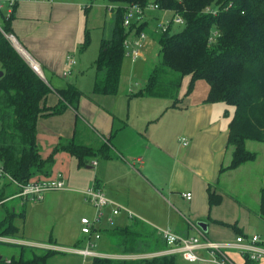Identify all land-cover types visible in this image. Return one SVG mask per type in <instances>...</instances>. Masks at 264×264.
<instances>
[{"label": "crops", "instance_id": "crops-1", "mask_svg": "<svg viewBox=\"0 0 264 264\" xmlns=\"http://www.w3.org/2000/svg\"><path fill=\"white\" fill-rule=\"evenodd\" d=\"M88 1L18 2L12 23L14 37L23 50L39 62L45 79L54 88L71 83L83 91L78 75L85 74L86 67L94 65L98 57L84 60L75 56L77 64L70 76L73 78L62 75L66 56L76 55L88 47ZM148 39L149 42L152 37ZM146 53L144 50V56L135 63L125 58L128 65L123 63L118 93L110 95L93 91L95 68L93 88L91 92L83 91L77 110L68 107L62 114L39 119L38 142L43 157L51 154L61 138L75 137L94 148L108 142L111 150L108 158L97 154L89 158L86 165H80L70 152L59 151L51 175H63L65 191L80 197L81 193L84 196V189L95 186L133 213L130 216L127 211H122L113 215L111 222L108 219L111 207H107L100 224L102 229L128 225L138 219L156 229L159 235L161 230H170L181 236H193L201 231L214 241H232L239 235L234 224L243 230V234H251L250 223L253 224L252 217L256 215L244 205L228 181L235 169L221 171L231 162L232 149L228 146V138L234 107L222 101H207L210 85L205 79H197L190 89V75L183 78L176 106H171L172 101L168 98L133 95L139 88L131 87L134 81L138 85L137 64L146 61ZM146 69L143 65L142 76ZM58 101L59 96L54 91L46 103L55 106ZM182 138L188 139L189 144L184 145ZM186 192L192 193L191 199L184 197ZM82 203L81 218L93 217L95 208ZM23 211L21 218L25 219L26 212ZM81 218H73L80 230L72 241L74 246H83L86 241L81 231ZM115 221L116 225L113 224ZM200 222L207 228L203 229ZM54 243L60 247L69 245ZM96 249L107 257L116 253L111 251L113 248L104 232L96 241ZM163 249L143 255L121 253L120 257L144 258ZM230 254L239 264H244V258L237 252ZM76 256L54 262L86 264L87 259H93ZM185 262L215 264L209 258ZM257 264H264V261Z\"/></svg>", "mask_w": 264, "mask_h": 264}, {"label": "trees", "instance_id": "trees-1", "mask_svg": "<svg viewBox=\"0 0 264 264\" xmlns=\"http://www.w3.org/2000/svg\"><path fill=\"white\" fill-rule=\"evenodd\" d=\"M0 8V62L4 74L0 77V160L18 180L26 182L35 176H50L59 151H68L80 165L99 154L93 146L75 137L61 138L51 154L43 157L38 142V122L46 116L62 114L68 107L78 109L83 91L75 84L54 88L41 77L12 44L13 20L19 0L8 12L9 1ZM113 12L111 36L102 38L95 62L96 78L93 91L99 94L118 93L123 63L126 58L124 41L132 32H147L161 45L160 60L146 72V80L138 83L136 96L170 99L179 103L183 78L191 76L190 89L197 79L209 85L207 101H222L234 107L230 121L228 146L231 162L221 171L256 160L259 152L248 148L249 141L264 144V0H107ZM137 4L144 9L147 21L124 25L126 6ZM157 4V9H149ZM184 19L182 29L174 26L165 32L155 30V21L165 11ZM210 10H217L213 13ZM89 34V32H88ZM88 34L87 37L88 38ZM89 40L87 39V42ZM59 101L48 106L50 93ZM108 158L110 154H104ZM210 196V201H212ZM6 206L0 220V234L15 236L18 228L13 220L23 217V208ZM259 214L264 218V185L261 190ZM243 234L237 224L233 225ZM108 235L113 250L118 253H146L167 246L158 231L135 219L131 224L101 228ZM84 235V234H83ZM50 244H55L50 242ZM60 250L35 245H19L17 255L8 262L2 256L0 264H50L52 255ZM177 255L144 258H112L96 256L92 264H177ZM244 264H257L244 258Z\"/></svg>", "mask_w": 264, "mask_h": 264}, {"label": "built area", "instance_id": "built-area-1", "mask_svg": "<svg viewBox=\"0 0 264 264\" xmlns=\"http://www.w3.org/2000/svg\"><path fill=\"white\" fill-rule=\"evenodd\" d=\"M8 1V12H11L15 0ZM3 7L4 2L0 3V8ZM157 8V4H152L149 9ZM210 11L217 13V10ZM149 18L150 17H145L144 9L139 5H127L124 16V25L129 28L132 24L140 23L142 21L145 22ZM183 24L184 19L181 16L173 15V13L166 10L160 18L155 21L154 25L157 32H165L170 29V26L176 27L177 25ZM9 37L15 38L13 34H10ZM149 37L150 35L145 31L137 35L132 32L124 41V47L126 50L125 56L133 63L141 59L144 56L145 44ZM26 59L31 67L41 77L45 78L39 62L31 55L30 57L27 56ZM76 64L77 60L75 56L68 54L66 56V68L62 75H72ZM182 141L184 145L189 144V141L186 138H182ZM94 164H97V162L95 161ZM65 188V178L61 173L50 176H35L28 181L23 182L15 178L7 170L4 162L0 160V206L10 200L18 199L20 208L16 205L11 206H14V209L20 211L29 201L43 200L45 192ZM83 194L85 200L95 208V214L93 217L83 216L81 218V231L86 236V241L83 246L76 245L66 248L62 246L60 247L56 244L28 241L23 238L13 239V236L4 234H0V242L16 243L18 245H35L54 250L65 248L66 252L79 254L84 257L94 258L96 256H103L96 249V241L101 238L100 224L105 217L106 208L111 207V216L108 217L111 222L113 215L119 214L122 211H127L130 216H133V213L126 207L107 197L101 189H98L95 186H90L84 189ZM184 197L189 200L192 198V193L186 192L184 193ZM159 233L167 242L166 248L156 253L148 254L145 257L180 255L183 259L188 261H200L209 258V260L215 264H239L230 254L232 251H235L243 258H249L253 262L264 261V235L259 233L239 234L232 241H214L205 236L201 231L193 236H181L170 230H161ZM6 260L9 262L10 258H6Z\"/></svg>", "mask_w": 264, "mask_h": 264}, {"label": "rangeland", "instance_id": "rangeland-1", "mask_svg": "<svg viewBox=\"0 0 264 264\" xmlns=\"http://www.w3.org/2000/svg\"><path fill=\"white\" fill-rule=\"evenodd\" d=\"M107 4V0L88 1V47L85 51H78L76 55H74L76 58L81 57L86 60L90 59L92 56L93 58L97 57L102 38H108L111 36L113 12L109 9V7H107ZM180 29H182V25H177L175 27V30ZM9 39L13 45H16V40H13L12 38ZM148 40L146 41L144 48L147 52L146 54L148 55L146 61L138 63L136 68L139 79L137 81L140 84H143L147 78L146 74L142 76L143 65L147 67L146 72H148V70L152 68L161 58L160 43L154 37H152L149 42ZM83 41L84 40L82 38V42ZM23 57H26L25 54ZM124 64L126 66L128 65V62L125 61ZM86 68L87 71L85 74L78 75L79 80L81 81L80 86L83 91L91 92L94 82L93 70L96 68L95 63L94 65L89 64ZM0 70H2L1 62ZM72 75H69V79L73 78L70 77ZM204 83L206 82L204 81ZM131 87L132 89H137L139 86L136 85L134 81ZM107 143L108 142H103L100 146L95 147L94 149L98 150L99 154L102 156L104 154L111 153L110 147ZM248 148L258 151V158L234 168L235 171L231 177H229L228 181L229 184H231L232 189H234V192H237L239 195L240 200L244 202V205L250 208L255 213L254 215H256L252 217L253 224L250 223L251 234L259 233L264 235V218H262L258 212L261 201V190L264 185V144L256 141H249ZM79 195L80 197L70 191H65V189L49 190L45 192L43 200L27 202L23 208L26 212L25 219L19 216L14 217L13 222L18 228V233L12 238H23L26 240L39 241L41 243L58 242L57 244H69L62 246L66 248L74 246L72 245V241L75 240L74 238L80 230L73 218L77 216L81 218L82 215L80 210L84 207L82 202L90 205V203L84 199L82 193ZM7 205H16L20 208L18 199L8 201L0 206V219L5 216ZM113 224L116 225V221ZM50 237H52V240L49 239ZM54 239H56V241H54ZM60 250L62 251L52 255L50 263H53L54 261L58 263L59 261L69 260V257H77L76 254L66 252L65 248H60ZM18 251V244L0 242V255L3 257L10 258L13 255H17ZM111 251L114 252L113 249ZM108 255L112 258H121L120 253L118 252L110 253ZM73 259L74 258L70 260ZM92 261L93 259L89 258L87 259L86 264H91ZM176 262H178V264H189L180 256H176Z\"/></svg>", "mask_w": 264, "mask_h": 264}, {"label": "water", "instance_id": "water-1", "mask_svg": "<svg viewBox=\"0 0 264 264\" xmlns=\"http://www.w3.org/2000/svg\"><path fill=\"white\" fill-rule=\"evenodd\" d=\"M9 37V36H8ZM10 38V37H9ZM17 40V39H16ZM19 42V41H18ZM15 48L19 51L20 54H23L22 51H20V49L18 48L17 45H14ZM26 52V51H25ZM27 53V52H26ZM28 54V53H27ZM23 56V55H22ZM28 57H30V55L28 54ZM26 58V57H25ZM4 74L3 70H0V77ZM200 226L203 227V229L207 228V225L205 223L200 222ZM2 259V255H0V260Z\"/></svg>", "mask_w": 264, "mask_h": 264}, {"label": "bare ground", "instance_id": "bare-ground-1", "mask_svg": "<svg viewBox=\"0 0 264 264\" xmlns=\"http://www.w3.org/2000/svg\"><path fill=\"white\" fill-rule=\"evenodd\" d=\"M13 40H16V38H12ZM16 45L18 46V48L20 49V51H22L23 55L25 54V56L27 57L28 54L23 50V48L21 47V45L16 41Z\"/></svg>", "mask_w": 264, "mask_h": 264}]
</instances>
